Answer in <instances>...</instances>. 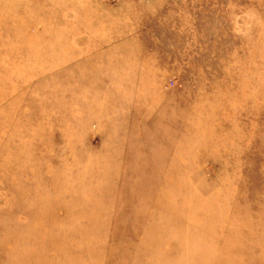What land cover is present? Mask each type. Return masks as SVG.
Listing matches in <instances>:
<instances>
[{
	"label": "rangeland",
	"instance_id": "rangeland-1",
	"mask_svg": "<svg viewBox=\"0 0 264 264\" xmlns=\"http://www.w3.org/2000/svg\"><path fill=\"white\" fill-rule=\"evenodd\" d=\"M0 264H264V0H0Z\"/></svg>",
	"mask_w": 264,
	"mask_h": 264
}]
</instances>
